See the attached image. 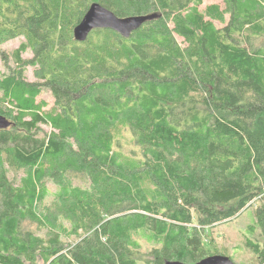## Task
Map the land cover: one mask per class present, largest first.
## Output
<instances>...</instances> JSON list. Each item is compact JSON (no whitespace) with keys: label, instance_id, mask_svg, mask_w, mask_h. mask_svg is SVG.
Instances as JSON below:
<instances>
[{"label":"trees","instance_id":"1","mask_svg":"<svg viewBox=\"0 0 264 264\" xmlns=\"http://www.w3.org/2000/svg\"><path fill=\"white\" fill-rule=\"evenodd\" d=\"M204 1L0 0V264H196L252 207L264 242V0ZM94 3L161 17L78 42Z\"/></svg>","mask_w":264,"mask_h":264},{"label":"rangeland","instance_id":"2","mask_svg":"<svg viewBox=\"0 0 264 264\" xmlns=\"http://www.w3.org/2000/svg\"><path fill=\"white\" fill-rule=\"evenodd\" d=\"M218 4L224 8L222 0H205L204 4L200 7L202 11L206 9L207 6ZM229 16H227V20ZM218 27H222L221 24L216 23ZM181 43L182 39H178ZM24 42L23 38H18L16 40H11L5 43L2 49L12 55V53L19 48V46ZM25 59L32 58L30 52L23 55ZM8 63V67L0 55V73L6 74L9 71L10 66H14L12 63V58ZM25 78L32 82L35 81L33 76V69L28 68L25 73ZM45 101L47 107L44 108V111L50 110L54 105V98L50 91H45L38 98V102ZM45 132H51V128L43 126ZM125 140L122 142L123 151L129 154L132 150H137L135 145L131 141L129 134H125ZM48 187L51 192H55L56 187L49 183ZM260 204L259 206H261ZM258 206V205H257ZM258 206V207H259ZM254 227L255 231L252 232L251 229ZM260 227L257 222V208H247L243 210L236 218L222 222L215 227L211 228L208 232L210 238L206 239L207 248L213 253L216 249L220 255L229 257L235 264H258L257 256L252 249L248 248L246 243L247 240H252V242L259 243L264 245L263 239L261 237V232L258 230ZM40 235H45L44 231L39 232ZM143 248V253H148L152 247L145 244L144 241H141Z\"/></svg>","mask_w":264,"mask_h":264},{"label":"water","instance_id":"3","mask_svg":"<svg viewBox=\"0 0 264 264\" xmlns=\"http://www.w3.org/2000/svg\"><path fill=\"white\" fill-rule=\"evenodd\" d=\"M158 14L132 16L119 18L113 12L104 8L100 4L94 3L89 8L81 23L74 29V38L78 42H85L90 33L96 29H111L119 33L124 38H129L131 34L149 21L160 18ZM11 122L0 114V129H7ZM167 264H185L182 262H169ZM196 264H235L229 257L224 255H214L201 260Z\"/></svg>","mask_w":264,"mask_h":264},{"label":"bare ground","instance_id":"4","mask_svg":"<svg viewBox=\"0 0 264 264\" xmlns=\"http://www.w3.org/2000/svg\"><path fill=\"white\" fill-rule=\"evenodd\" d=\"M124 38V37H123ZM261 45H262V43H261Z\"/></svg>","mask_w":264,"mask_h":264}]
</instances>
